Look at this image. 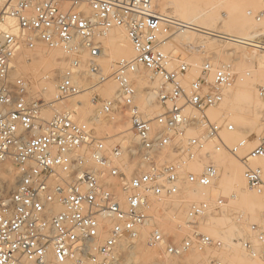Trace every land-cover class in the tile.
<instances>
[{
	"label": "built area",
	"instance_id": "obj_1",
	"mask_svg": "<svg viewBox=\"0 0 264 264\" xmlns=\"http://www.w3.org/2000/svg\"><path fill=\"white\" fill-rule=\"evenodd\" d=\"M0 2V166L11 160L18 172L13 192L0 194V264H139L126 263L129 251L121 247H136L142 233L147 247L158 253L154 264H185L182 260L192 252L210 255V264H226L220 255L227 246L202 232L201 224L222 213L227 198L188 204L181 192L186 185L212 187L218 178L212 162L200 172H186L202 155L210 161L208 141L216 143L217 151L241 159L249 189L264 188V170L251 162L264 159V136L241 158L247 140L228 146L223 134L234 132L235 126L225 116L212 121L207 114L235 85L239 74L233 66L207 59L190 81L193 66L164 49L180 26L161 11L159 0ZM263 13L255 19L261 21ZM7 18L17 21L21 36L3 28ZM113 28L125 30L135 57L118 61L112 75L105 76L96 60L101 38ZM21 43L30 49L60 48L67 55L57 86L60 101L84 89L75 81L84 64L98 78L92 88L112 77L117 97L95 95L91 101L99 117L93 121L125 115L137 142L100 138L92 123H78L67 113L45 120L42 113L48 104L13 73L12 51ZM84 52L89 57L83 63ZM140 71L160 81L155 116L136 102ZM257 89L264 101V86ZM164 206L179 221V236L164 233L157 223ZM252 232L240 244L251 259L264 264V225H253Z\"/></svg>",
	"mask_w": 264,
	"mask_h": 264
},
{
	"label": "rangeland",
	"instance_id": "obj_2",
	"mask_svg": "<svg viewBox=\"0 0 264 264\" xmlns=\"http://www.w3.org/2000/svg\"><path fill=\"white\" fill-rule=\"evenodd\" d=\"M178 1H181V0H178ZM182 1L188 4L190 3L189 5H191L194 3L195 0H182ZM199 1H200V7H199L200 10L209 9V13L207 17L205 18V19L210 20L209 28L207 29L198 28L201 31H196L190 28H184L185 30H188L190 33L189 34L188 33L180 34L179 32L176 33L170 38L171 40L169 41V43L164 45V49L167 52L171 53L173 57L175 58L180 57L183 61H186L193 66L192 71L190 72V75H189L190 81L197 76L199 67L205 61H207V59L210 60L211 58V60H214L217 63H225V64L231 63L235 68V72H237L239 76L245 79L247 83V87L250 89L252 103L250 105H247L246 107L240 108L236 114L232 113L233 115H230V118L232 120H229L227 116V114L230 113L228 111L229 106L227 105L226 107L224 106V104L219 109L208 110L207 114L212 121H219L221 120L222 117L226 116L229 122H231L235 126L236 129L237 127L235 125V122H233V119L235 120L237 116L242 117V126L240 128L241 132L239 133L240 138L247 136V139L249 140L250 144L257 139L259 141V139H261V135L259 137L257 134V131L260 129L261 131L260 134L264 133L263 131L264 130V101H262V99L259 97L258 93L256 92L255 87L264 86V17L262 18L261 21H257L255 18L257 15H259V13L264 12V0H199ZM168 2L171 3L173 2V0L168 1ZM176 2L177 1H174V3ZM158 3H160V0ZM174 3H172V5ZM2 6H3V3L0 2V9ZM165 14L167 15V13ZM180 28H182V26H180ZM13 29L16 30V27ZM122 31L125 32L121 28L113 30V32L109 33L110 35L109 37L105 36V38L102 39L103 48L101 51V55L97 59V64L100 66L102 73L105 76L112 75V73L115 70L116 63L120 59L124 58L122 55H120L123 49L116 47V45L112 44L108 40V38H111V37H115L118 39L117 34H119ZM16 32H18V30H16ZM189 35L190 37L187 38ZM128 43L132 47L131 42L128 41ZM23 45L17 48L12 55V68H13L14 75L24 78L28 81L29 90L33 96L43 98L48 103L51 102L50 106L45 109V112L51 113L52 116L55 115L57 111L52 109L55 102H57L55 104H58V106H60V109H62L61 112L66 111V108H69L72 101H74L73 98H70L65 101H60V100L57 101L58 96L52 99L50 98L51 96L49 95V91L51 87L54 86L57 89L59 74L66 67V63H67V61H65L66 54L64 53L63 56L61 57L56 56V55H55L56 57L53 56L55 57L54 58L55 60L53 58L49 59L48 58L49 56H46V55L48 54V52H50L49 50L51 49L42 47L41 45H37L35 49H29L28 47H25V45L24 46ZM192 46H195V49H192ZM43 51L44 52L46 51L44 55L46 57H44V59L45 60L49 59V60L45 61L43 59L44 61H41V62L29 61L30 59L29 57L35 54L36 55L40 53L42 54ZM81 59L84 62L88 59V56L84 54L81 57ZM260 63H262V67H259ZM87 73L88 71L86 72V74L83 76L82 79H78V82L84 88L82 91L84 92V95L83 97H80V99L87 100L88 105L91 107L93 106V104L91 103V100L95 95H99L102 99H114L115 98V95L114 96L112 95L111 97L104 96V91L107 89L106 84H108L107 82L110 81V79L112 78H110L104 84L98 85L95 88H92L98 83V78L96 76H93ZM141 83L142 82H140L139 87H138L139 90H142L141 88H144L146 86L148 87L152 85L156 87L157 85V83H152V81L149 78L145 79V82L143 84ZM45 86L47 87V91L45 93H42V89ZM144 98H145V93L140 92V95L137 97V104L142 108V110L148 111V109L143 104ZM95 109L93 108L94 111ZM154 110H156L158 113L157 106ZM68 111H71L70 113L73 116V119L76 120V122L78 121V123H87L85 121H82L81 119H78L79 115L76 110L71 109ZM257 112H258V115H255ZM94 117H95V114L88 116L87 119H89V121L92 122L94 120ZM92 124L93 125L91 127L95 130V133L100 138H110L111 141H114V142H120L122 141V139H125L126 145L129 143L131 144L133 141L131 136L128 135V129L130 126H129V120L125 115L117 116L114 120L110 122L93 121ZM126 132L127 134H125ZM188 134L191 136L192 132H188ZM225 134L227 133L223 134V138ZM263 136L264 134H262V137ZM209 143H210V149L206 148V152L211 153L210 159L216 165V167H218L219 173L222 172V169L226 165V162H229L230 157L234 158V160L242 164V162L238 158L232 155L229 151L225 150L223 151L225 162H223L224 157L222 158L223 161H221V159L219 158L220 159L219 161L225 164V165L223 164L224 166L221 167L222 166L221 162H220L221 166L218 162V157H217L218 154H215V153H220V152L214 151V147L216 146V143L214 141L209 142ZM227 145L231 147L233 144H227ZM251 148H252V145H247V147L241 151L240 157L246 156V154L249 152ZM194 162L195 163L197 162L196 164L199 163L200 165H202V169H203V167L209 161L206 159L204 155H202V160H196ZM256 163L264 167V161H258ZM252 165L254 164L252 163ZM11 166L13 168L12 164ZM188 187L190 188V186ZM191 189L192 191L194 190L193 192L197 191V188L195 189L191 188ZM199 189L201 190V188ZM185 191L186 190L184 189V192ZM185 193L188 194L187 192ZM187 197L188 198L190 197L191 200L199 199V197L198 199L194 198L193 195L192 196L187 195ZM224 197L227 198L226 200L227 205L225 207L226 209L229 210L227 211L229 215L224 216L222 213H219L215 217L210 218V219L208 218L207 220H210V221L217 220V222H215L216 226L214 224L210 226V228L214 229L215 227L216 228L218 227L217 229L215 228L214 230L217 231L216 233L221 237V239L227 245L230 246V239L232 235L231 233L227 232L228 227L234 226L235 228V226L238 225V227H236L235 229H239V228L242 229L244 231L243 235L245 237L248 235H252L253 232H252L251 226L253 224L259 225V226L264 225V222H263L264 221V206L260 207V209L255 208L254 211L255 210L258 211L256 213L253 211H252L253 213L252 212L247 213L249 210H246V212L244 210L243 213L241 211L237 212V210L236 211L234 210V207H233L234 204L231 203L230 199L226 196ZM263 203L264 201L262 202V204ZM236 216L237 218L241 216L240 217L241 222L238 219H236ZM169 218H170L169 221L161 225V229L165 233H167L168 231L169 233L174 234L177 232V230L175 229V225L176 223H179V221L177 219H173L171 215ZM179 219H184V217H179ZM240 223L244 225L242 226ZM206 228H207L206 223H204L201 229L203 231ZM247 230H250V231H247ZM176 235L179 236V233L177 232ZM143 237L141 238L142 240L140 239L141 241L136 245V247L137 246L138 247L137 248L134 247L133 249L129 250L128 256H125L126 263H130V262L138 263L139 262V264H154L157 260H159L158 253L154 250L149 249L146 245L147 235H144ZM181 238L182 237H180L179 240H181ZM214 238L219 239L218 237H214ZM229 248L231 249V247ZM230 249L227 250V253L230 251ZM152 254L155 256H152ZM224 255L226 256V251L222 253L221 258ZM147 256H148V259H147ZM208 256L210 257V255ZM211 256L213 255L211 254ZM150 257H153V258H150ZM209 257H207V255H202L201 258L199 259L205 262L206 264H210V262L207 261ZM182 262L186 264L185 259H183ZM198 262L196 261L194 263L197 264ZM256 264L258 263L256 262Z\"/></svg>",
	"mask_w": 264,
	"mask_h": 264
},
{
	"label": "bare ground",
	"instance_id": "obj_3",
	"mask_svg": "<svg viewBox=\"0 0 264 264\" xmlns=\"http://www.w3.org/2000/svg\"><path fill=\"white\" fill-rule=\"evenodd\" d=\"M168 1H171V0H160V3H158V5L160 6V9H161V11L163 13H167L168 16L172 17L174 20H176L178 22V25L182 26V28L179 29V33L180 34H186V33L189 34L190 33L188 30H185L184 28L194 29L196 31H201L199 29H207V28H209L210 20L205 19L207 17L208 13H209V9L200 10L199 9V7H200V1L199 0H195L194 3L191 4V5H189L190 3L189 4L185 3L182 0L181 1L173 0V2H171V3L168 2ZM174 1H177L178 3L177 2L174 3ZM172 3H174V4L172 5ZM192 26H194V27H192ZM15 27H16V30H18V32H16V30L13 29ZM3 28L4 29H8V30H12L13 33H15L17 36H21L22 35L20 29L18 28L17 21L15 19H13V18H7L6 22L3 25ZM116 29H120V28H113V29L108 30L106 32L105 36L109 37L110 36L109 33L113 32V30H116ZM121 29H123V28H121ZM180 34H178V35H180ZM117 35H118V39L115 38V37H111V38H108V40L112 44L116 45V47L123 49L120 55H122L124 58H122L120 56L122 59H120L119 61H121V60H131L132 58L135 57V51H134L133 46L131 47L129 45V43H128L129 39L127 37L126 32L122 31V32H120ZM105 36H103L101 38V40L103 38H105ZM189 37H190V35L187 38H189ZM21 45H23V44L17 45L13 49L12 55H13L14 51L17 48H19ZM25 47H27V46H25ZM42 47H44V46H42ZM192 49H195V46H192ZM49 51L50 52H48V54L46 55V56H49L48 57L49 59H52V58L54 59L56 56H60L61 57L64 54V51L62 49H60V48H53V49H51ZM45 52L43 51L42 54L41 53L38 54V55L35 54V55L29 57L30 58L29 61H39V62L44 61L45 60L44 57H46V56H44ZM84 54L89 57L88 52H84ZM12 55H11V66H12ZM53 56H55V57H53ZM65 57H66L65 61H67V55H65ZM49 59H46L45 61H47ZM84 62H86V61H84ZM215 63H217V62H215ZM217 64H225V63H217ZM67 65L68 64L66 63L65 69L63 71H61V73L59 74L58 84H59V82L61 80V77H62L63 73L65 72V70L67 68ZM259 67H262V63H260ZM233 68H234V66H233ZM86 69L87 68H86V66L84 64L82 66V69H81L83 74H81L79 77L75 78V81L77 83H79L78 79H82L83 76L88 71V69H87V71H86ZM234 71H235V68H234ZM198 72H199V69H198ZM87 74L92 75L89 72ZM136 76H137L136 77V79H137V81H136L137 87H139L140 82H142L141 84H143L145 82V79H147V78H149L152 81V83H157L156 87L151 85V86H148V87L146 86L144 88H141L142 90H140L138 95H137V97H138L140 95V92L145 93V98H144V103L143 104L148 109V111L147 110L146 111L143 110V111L148 116H155L156 113H157V111L154 110L156 108V106L158 108V113H159V107H158V104H157L156 93H157V88L159 86V82L160 81L158 79H153L151 74H150V72H148V71H140V72L136 73ZM110 78H112V77H110ZM107 83H108V84H106L107 85V89L104 91V96H110L111 97L112 95L113 96L115 95V98H116L117 94H118L117 83L115 82V80L113 78L110 79V81H108ZM255 88H256V92L258 93V89H257L258 87L256 86ZM46 91H47V87L45 86L42 89V93H45ZM82 91H83V89L81 90V92L78 95L72 97L74 101H72V103H71L69 108H66V111L61 112L62 109H60V106H58V104H55L57 102L54 103V106L52 107V109L57 111V113H67V114H69L71 116L72 119H73V116L70 113L71 111H68V110L74 109V110H76L78 112V115H79L78 119H81L82 121H85L87 123H92L91 121H89V119H87L88 116H91V115L95 114L94 120H97L98 117H99V113H98L97 109H95V107H93L94 105L90 107L88 105V103H87V100L80 99V97H83V95H84V92H82ZM49 95L51 96L50 98H52V99H54L55 97L58 96V91H57V89L54 86L50 88ZM137 97H136V102H137ZM40 99H42L45 104H48V107L50 106L51 102L48 103L45 99H43V98H40ZM57 101H59L58 97H57ZM91 103H92V101H91ZM251 103H252V101H251L250 89L247 87V83H246L245 79H243L241 76H239L238 79L235 82V85L231 89L226 91V97H225L224 102L219 107L212 108V109H219L223 104L226 107L228 105L229 106L228 111L231 114L229 113V114H227V116H228L229 120H232L230 118V115H233L232 113L236 114L240 108L246 107L247 105H250ZM93 108L95 109L96 112L93 110ZM257 108H258V106H257ZM78 115H77V117H78ZM255 115H258V112ZM42 116H43V118L45 120H49L54 115L52 116L51 113L45 112V109H44L43 113H42ZM228 118H227V120H228ZM73 120H75V119H73ZM104 121L106 122L107 120H104ZM233 122H235V125H236L237 129L234 132L225 134L224 135V141L227 144H233L232 146H234V145L238 144L240 141L246 139L247 140V144H246V146L244 148H242V150H244L247 147V145H252V148L249 150V152H250L255 146H257L259 144L258 139L255 140L254 142H252L253 144L252 143L250 144L249 140L247 139V136L243 137V138L241 137L242 138L241 139L240 136H239V133L241 132L240 128L242 126V117L237 116V118L235 120L233 119ZM129 126H130V122H129ZM260 132L261 131L259 129L257 131V134H258L259 137H260V135L262 137V134H264V133L260 134ZM125 134H127V132ZM128 135L131 136V138L133 140L132 142H134V143L137 142L136 138L134 137V135L131 132V126L128 129ZM192 135H193V132H192ZM209 142H212V141H208L206 148L210 149V143ZM215 148H216V146L214 147V151L215 152H220V153H215V154H218L217 157H218V162L220 164V162L225 159V157L223 156L224 155L223 151H225V150L217 151ZM241 151H240V153H241ZM249 152L246 154V156L249 154ZM219 158L221 159V161H219L220 160ZM222 158H223V160H222ZM241 158H243V157H241ZM239 160L241 161V159H239ZM258 161H264V159L251 160V162L255 166H261L263 168V170H264V167L262 165H259V164L256 163ZM209 162H212L211 159H210ZM223 162H225V160ZM223 162H221L222 166L220 164L221 167H223L225 165ZM196 163L194 161L190 162L189 163L190 165L188 164L186 166V172H200V171H202V165H200L199 163L198 164H196ZM11 164L13 165L14 169L12 168ZM135 167H136V163H134L131 166L130 170H133ZM17 181H18V172H17L13 162L11 160L5 161L0 166V194L3 195V196L10 195L13 192V190L15 189ZM188 186L189 185L184 186L182 188V192H181V194L184 196V198L187 201L186 203H188V204L194 203V202H201V201L214 202L218 197L226 196V197H228L230 199L231 203L234 204V206L233 205L232 206L234 207L235 211L237 210V212L241 211L243 213L244 210H245V212H246V210H249L247 213H251L252 211L256 213L258 211H256V210L254 211L255 208L256 209L257 208L260 209V207L264 206V203L262 204V202L264 201V188H261L260 190H251V189H249L247 187L246 181L244 179V165H243V162H242V164H240V162L234 160V158H231V157H230L229 162H226V165L222 169V172L219 173V176L216 179V181H215V183H214V185L212 187L202 188V187L190 186V188H189ZM191 188H194V189L197 188V191L193 192L194 190L192 191ZM199 188H201V190ZM184 189L186 190L185 192H187L188 194H186L184 192ZM193 193H195V194H193ZM187 195L188 196H192L193 195L194 198L198 199V197H199V199L198 200H196V199L195 200H191L190 197L189 198L187 197ZM196 195H197V197H196ZM177 205H180V204H177ZM169 208L170 207H168V206H164V212L157 219V223L159 224L160 227H161V225L165 224L170 219L169 217L171 215V209H169ZM55 210L56 211H60L61 208L56 206ZM223 210L224 211L222 212V214L224 216L225 215H229L227 213V211H229V210L226 209V207H224ZM242 213H240V214H242ZM215 216H216L215 214L208 216L205 219V221L202 222L201 228H202L203 224L206 223L207 228L205 230H203L204 233L206 232L208 235H210L212 237H218L222 242H224L221 239V237L216 233L217 231L214 230L216 227L214 229L212 228L213 230L210 228V226H212L214 224L216 226L215 222H217V220H215V221L207 220L208 218L210 219V218H213ZM240 217L237 218V216H236V219H238L240 221ZM250 225H252V224H250ZM253 225H255V224H253ZM252 226H251V229H252ZM236 227H238V225L235 226V228ZM235 228H234V226L233 227L232 226L228 227V231L227 232L231 233L232 237L230 239V246L227 245L224 242L225 245L227 246V248L225 250L226 251V256L224 255L222 257V259L225 261L226 264H256V262L258 264H260L258 261L253 260L249 256H247L246 252L243 250V248H242V246L240 244V240L245 239V236L243 235L244 231L242 229H240V228L239 229H235ZM244 230H246V229H244ZM247 231H250V230H247ZM102 235H104V234H102ZM143 236H144V234L142 233V237ZM134 247L129 248L127 245H123L121 248L124 251L125 250L129 251V249L131 250ZM229 247H231V249ZM229 249H230V251L227 253V250H229ZM224 252H222V253H224ZM222 253H221L220 257L222 256ZM202 255H204V253L192 252L190 255L186 256L184 259L186 261V264H192V263H194L196 261L197 262L200 261V262H202V264H206L205 262H203V261H201L199 259V258H201ZM152 256H155V255L152 254ZM150 258H153V257H150ZM147 259H148V256H147Z\"/></svg>",
	"mask_w": 264,
	"mask_h": 264
}]
</instances>
